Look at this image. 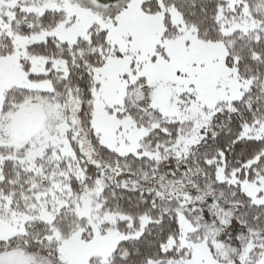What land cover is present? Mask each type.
<instances>
[{"label":"snow or ice","instance_id":"6c2138e0","mask_svg":"<svg viewBox=\"0 0 264 264\" xmlns=\"http://www.w3.org/2000/svg\"><path fill=\"white\" fill-rule=\"evenodd\" d=\"M0 264H264V0H0Z\"/></svg>","mask_w":264,"mask_h":264}]
</instances>
